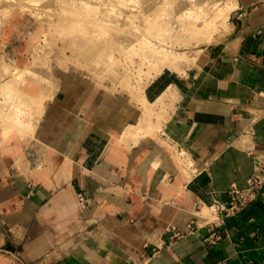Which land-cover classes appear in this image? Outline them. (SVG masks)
<instances>
[{
    "label": "crops",
    "instance_id": "obj_1",
    "mask_svg": "<svg viewBox=\"0 0 264 264\" xmlns=\"http://www.w3.org/2000/svg\"><path fill=\"white\" fill-rule=\"evenodd\" d=\"M235 1L225 38L152 111L158 131L126 144L140 104L59 91L33 133L0 141V264H264V188L213 208L264 160V0Z\"/></svg>",
    "mask_w": 264,
    "mask_h": 264
},
{
    "label": "rangeland",
    "instance_id": "obj_2",
    "mask_svg": "<svg viewBox=\"0 0 264 264\" xmlns=\"http://www.w3.org/2000/svg\"><path fill=\"white\" fill-rule=\"evenodd\" d=\"M221 1L0 0V124L7 122L3 127L9 130L6 138L0 134V141L18 137L8 129L19 116L11 109L13 73L19 75L18 91L31 98L47 90L50 82L53 95L93 89L97 95L117 97L129 106L136 102L142 107L141 102L147 103L148 96L154 95L149 109L158 106V116L165 100L174 97L178 80L189 78L203 51L228 34L231 14L221 27L214 29L211 24L216 11L213 3ZM169 61L172 69L163 64ZM27 69L37 72L40 79H26ZM40 81H47L46 88Z\"/></svg>",
    "mask_w": 264,
    "mask_h": 264
},
{
    "label": "bare ground",
    "instance_id": "obj_3",
    "mask_svg": "<svg viewBox=\"0 0 264 264\" xmlns=\"http://www.w3.org/2000/svg\"><path fill=\"white\" fill-rule=\"evenodd\" d=\"M22 1V0H21ZM39 1V0H38ZM158 1V0H157ZM206 1V0H205ZM235 0H223V1H221V2H215V3H213V7H214V9H216V11H214V16H213V20L211 21V24H213V28L214 29H217V28H219V27H221L225 22H226V20L228 19V17H229V15H230V13H231V11H232V9H233V2H234ZM37 2V1H36ZM36 2H34V3H36ZM164 2V1H163ZM166 2V1H165ZM211 2V1H210ZM236 2V1H235ZM34 3H31V4H33L34 5ZM39 3V2H38ZM31 4H29L28 3V5H30L31 6ZM37 4V3H36ZM163 4H165V3H163ZM207 5H208V3H206ZM210 4H212V3H210ZM166 5V4H165ZM165 5H163L164 7H165ZM205 5V4H204ZM36 6V5H35ZM35 6H32V7H34L35 8ZM217 13V14H216ZM108 52V51H107ZM160 52V51H159ZM105 53H106V51H105ZM102 54H104V52L102 53ZM159 54V53H158ZM161 54V53H160ZM164 54V53H163ZM170 55V54H169ZM104 56H108V55H104ZM108 57H110V56H108ZM175 57V56H174ZM177 57V56H176ZM172 58V57H171ZM156 59H159V58H156ZM174 60V59H173ZM178 61V60H177ZM158 62H159V60H158ZM163 62V61H162ZM160 63V62H159ZM169 64H165V63H163L164 65H165V67L166 68H171V67H173L172 65H174V64H170V61L168 62ZM161 64V63H160ZM180 64H182L181 62L179 63V65ZM188 64H189V62H188ZM116 64H113V66H115ZM163 65V66H164ZM113 66H111L112 68H113ZM165 67H163V69L165 68ZM176 67V66H175ZM28 68V67H27ZM25 69V68H24ZM33 69V68H32ZM32 69H27V70H25V74H24V76H25V78H26V76H27V78H30V79H35V78H39L40 79V75L37 73V72H35V71H33ZM172 69V68H171ZM16 70V69H15ZM170 71V70H169ZM16 72H17V70H16ZM93 72H96V70L95 71H93ZM19 73V72H18ZM20 73H21V71H20ZM19 73V74H20ZM43 73V72H42ZM91 73V72H90ZM23 74V73H22ZM117 74V73H116ZM12 75H14V76H12L13 78L12 79H14L13 80V82H11V84L13 83V86H11V94L13 95V99H12V104H14L13 106L12 105H9V106H12L11 107V109L13 108L14 110V113L15 114H17V116H18V114H19V116L17 117V121H15L14 122V124L13 123H11V124H13V125H10V123H9V125L10 126H8V129H12L14 132H15V134L19 137V138H23L24 136H26V135H28V134H30V133H33V131L35 130V127H36V124L38 123V121L41 119V116L44 114L43 112H44V103H45V100H47V99H51L52 98V96H53V94H51L50 93V91H51V89L50 88H48V86H51L52 85V82H50L51 84L49 85V83H48V85H47V81H46V83H43V81H44V78H43V81H40V82H42L43 84H44V86H45V84L47 85V90L48 89H50V90H44V88H43V92L42 93H40L38 96H36V97H34V98H31V97H28V96H26V95H24V94H22V93H20V91H18V87H19V85H18V83H17V79H18V76H17V74H15V73H13ZM38 75H39V77H38ZM42 75V74H41ZM94 75V74H93ZM97 75V74H96ZM46 76V75H45ZM49 76V75H48ZM116 76V75H115ZM115 76H113V78L115 77ZM119 76V75H118ZM187 76V75H186ZM98 77H99V75H98ZM112 77V76H111ZM110 77V78H111ZM20 78V77H19ZM24 78V79H25ZM26 78V79H27ZM97 78V77H96ZM100 78V77H99ZM98 78V79H99ZM122 78V77H121ZM22 79V78H21ZM46 80V79H45ZM47 80H49V79H47ZM117 80H120V77L117 79ZM22 81V80H21ZM35 81V80H34ZM36 81H38V80H36ZM100 81H101V79H100ZM9 82V83H10ZM19 82H20V80H19ZM45 82V81H44ZM22 83V82H21ZM25 83V82H24ZM38 83V82H37ZM36 83V84H37ZM42 83H40V84H42ZM122 83H125L124 81L122 82ZM128 83V82H127ZM97 84V83H96ZM102 84V83H101ZM100 85V84H99ZM122 85V84H121ZM124 86H126L125 87V90H126V88L128 89V85H126V84H123ZM6 86V85H5ZM23 86V85H22ZM41 87H43V86H41ZM52 87V86H51ZM45 88H46V86H45ZM123 88V87H122ZM4 89H6V88H4ZM9 89V88H8ZM7 90V89H6ZM6 90H4V91H6ZM10 90V89H9ZM3 91V92H4ZM5 93H7V91L6 92H4V93H2V94H4L5 95ZM9 93H10V91H9ZM163 93V92H162ZM170 93V92H169ZM3 95V96H4ZM10 95V94H9ZM8 95V96H9ZM170 95H174V94H171L170 93ZM2 96V95H1ZM161 96V95H160ZM6 97V96H5ZM4 97V98H5ZM10 97V96H9ZM172 97V96H171ZM175 97V96H174ZM8 98V97H7ZM7 98H6V101H7ZM142 98V97H141ZM140 98V99H141ZM158 98H159V96H158ZM157 98V99H158ZM160 98H163V97H160ZM159 98V99H160ZM10 99V98H9ZM8 99V100H9ZM165 99V98H164ZM168 99H169V97H168ZM171 99H173V98H171ZM176 99V98H175ZM4 100V99H3ZM9 101H11V100H9ZM9 101H8V103H9ZM142 101V100H141ZM144 101V100H143ZM165 102H166V100H165ZM1 103V102H0ZM142 103L144 104L143 106H142V112H143V117H144V119H145V121L148 119V124L149 125H147V126H145V128H143V126H142V123L140 122V123H138V124H136V125H128L126 128H125V130H124V133H123V137H122V141L124 142V143H126V144H130L131 145V143H135V141L137 140V139H139V137L141 138V136H143V135H147L148 136V133H149V135L150 134H152V132H154V130L155 131H158V129L159 128H161V126L159 127V123H158V125L157 124H151V123H149L150 122V120L152 119V118H150L151 116L153 117L154 116V113L151 111V109H149V107L150 106H148L147 105V103H146V101L145 102H141V105H142ZM163 103H164V101H163ZM162 103V104H163ZM175 103V102H174ZM4 104V103H3ZM10 104H11V102H10ZM140 104V103H139ZM168 104V103H167ZM8 105V104H7ZM160 105V104H159ZM166 105V103H164V106ZM1 106V105H0ZM4 106H5V104H4ZM155 105H153V107H154ZM161 106V105H160ZM173 106V105H172ZM158 106H156V108H157ZM161 107H163V106H161ZM174 107V106H173ZM5 108V107H4ZM6 108H8V107H6ZM155 108V109H156ZM165 108V107H164ZM167 108V107H166ZM172 108V107H171ZM140 109H141V107H140ZM159 109V108H158ZM4 111V110H3ZM12 111V110H11ZM156 112L158 113V111L156 110ZM167 112V111H166ZM3 113V112H2ZM1 113V114H2ZM6 113V112H5ZM12 113V112H11ZM156 113V114H157ZM13 114V113H12ZM15 114H14V116H15ZM151 114H153V115H151ZM167 114V113H166ZM6 115V114H5ZM151 115V116H150ZM165 115V114H164ZM159 116V115H158ZM163 116V115H162ZM167 116V115H166ZM5 117V116H4ZM142 117V118H143ZM165 116H163L162 117V119L164 118ZM2 118V117H1ZM6 118V117H5ZM9 118V117H8ZM16 118V117H15ZM140 118V117H139ZM154 118V117H153ZM156 119H157V121H160V119H161V117H160V119L159 118H157L156 117ZM1 120H3V119H1ZM7 120V119H6ZM5 121V120H4ZM138 121V120H137ZM9 122V121H8ZM12 122V121H11ZM4 123H7V122H3L2 121V125H1V127H3L4 126ZM8 125V124H7ZM149 126V127H148ZM6 127V126H5ZM5 127H3V130H5V131H0V134H1V137H4V138H6V136H7V133H8V131L9 130H7ZM160 131V130H159ZM33 137V136H32ZM143 138V137H142ZM3 140H5V139H3ZM38 141V140H37ZM134 143H133V145H134ZM136 143H138V142H136ZM44 147V146H43ZM39 156V155H38ZM17 163V162H16ZM19 165V164H18ZM22 167V166H21Z\"/></svg>",
    "mask_w": 264,
    "mask_h": 264
},
{
    "label": "built area",
    "instance_id": "obj_4",
    "mask_svg": "<svg viewBox=\"0 0 264 264\" xmlns=\"http://www.w3.org/2000/svg\"><path fill=\"white\" fill-rule=\"evenodd\" d=\"M264 188V160L259 165L254 174H252L246 182V187L243 190L233 188L230 191V200L225 205L214 206V211L220 217H228L239 211H241L247 204L255 200L256 195L259 191ZM79 204L82 208L85 205V199L82 194L77 196ZM187 234V231L172 228L169 231V240L175 241ZM222 236L217 231H212L209 235L205 236L203 243L207 246H213L221 240Z\"/></svg>",
    "mask_w": 264,
    "mask_h": 264
}]
</instances>
